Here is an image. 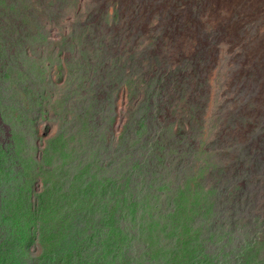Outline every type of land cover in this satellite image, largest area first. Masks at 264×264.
<instances>
[{"label": "rangeland", "instance_id": "1", "mask_svg": "<svg viewBox=\"0 0 264 264\" xmlns=\"http://www.w3.org/2000/svg\"><path fill=\"white\" fill-rule=\"evenodd\" d=\"M92 221L111 264H264V0H0V242L71 264Z\"/></svg>", "mask_w": 264, "mask_h": 264}, {"label": "trees", "instance_id": "2", "mask_svg": "<svg viewBox=\"0 0 264 264\" xmlns=\"http://www.w3.org/2000/svg\"><path fill=\"white\" fill-rule=\"evenodd\" d=\"M103 210L107 211L104 208ZM96 215H98L97 218H99L101 221L106 220L107 214L105 215L99 212V213H96ZM110 217L112 219L117 218V217H114L113 214L110 215ZM91 218L97 219L95 217V214ZM92 224L93 225H90L89 227L87 226L88 224H86L81 228L83 232V237H81L79 234L74 233L73 235L68 237L67 240H65V243H66L65 248H67L68 250V254H69L68 256L71 258L69 262H72L71 264H89L91 261H92V264H111V260H110L111 257L107 255L109 259H104L103 256L105 255V251L102 250V246H106L110 241L112 242V240L114 239V237L110 236L111 226H109L110 229H108L107 232L104 231L103 229L104 227H100L99 235L93 236V231L95 230L97 224H95L94 221H92ZM2 241L3 242H0V264H17V262L19 261V256L20 257L22 256L21 252L19 256H17L18 254L17 246L18 245L16 246V244L18 243L17 242L15 243L10 238H7L6 240H2ZM86 241L91 242V246H86V247L83 246V244ZM80 247L83 250L80 249ZM174 248H175V251H177V252H174V255L176 257L178 250H177V247H174ZM60 250L63 251V249L59 248L58 255L60 254ZM127 252L128 251L125 252V246H124L123 254H122L123 258L121 259L122 263L123 261L126 260V256H128ZM119 254L121 253H117L115 256L117 257ZM56 259L57 257L55 256L54 261H53L54 263H56ZM14 260H15V263H13ZM50 262H41L40 264H47ZM112 264H119V263H116V261L114 260L112 261Z\"/></svg>", "mask_w": 264, "mask_h": 264}, {"label": "bare ground", "instance_id": "3", "mask_svg": "<svg viewBox=\"0 0 264 264\" xmlns=\"http://www.w3.org/2000/svg\"><path fill=\"white\" fill-rule=\"evenodd\" d=\"M259 1V0H258Z\"/></svg>", "mask_w": 264, "mask_h": 264}]
</instances>
